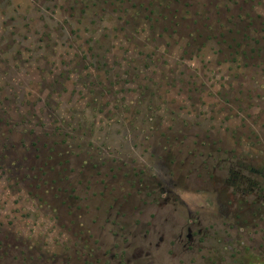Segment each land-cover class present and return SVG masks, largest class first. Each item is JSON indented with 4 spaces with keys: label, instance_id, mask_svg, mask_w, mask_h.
I'll return each instance as SVG.
<instances>
[{
    "label": "rangeland",
    "instance_id": "rangeland-1",
    "mask_svg": "<svg viewBox=\"0 0 264 264\" xmlns=\"http://www.w3.org/2000/svg\"><path fill=\"white\" fill-rule=\"evenodd\" d=\"M262 165L264 0H0V264H264Z\"/></svg>",
    "mask_w": 264,
    "mask_h": 264
},
{
    "label": "trees",
    "instance_id": "trees-1",
    "mask_svg": "<svg viewBox=\"0 0 264 264\" xmlns=\"http://www.w3.org/2000/svg\"><path fill=\"white\" fill-rule=\"evenodd\" d=\"M250 171H252V170H250ZM260 175H261V177H262V185H260L259 184V186H260V188L262 189V200L264 199V165H262V173L260 172L259 173ZM236 178H240V176H237ZM239 181H241L240 179H239ZM248 185V190L251 192V193H254L255 192V190L257 189V186H258V184L257 185H252V184H247ZM262 207H264V204L262 205ZM264 211V209H262V212Z\"/></svg>",
    "mask_w": 264,
    "mask_h": 264
},
{
    "label": "flooded vegetation",
    "instance_id": "flooded-vegetation-1",
    "mask_svg": "<svg viewBox=\"0 0 264 264\" xmlns=\"http://www.w3.org/2000/svg\"><path fill=\"white\" fill-rule=\"evenodd\" d=\"M235 190V188H233V191ZM254 194H255V197L256 198H260V199H262V189L260 188V186L258 185L257 186V189L255 190V192H254ZM186 230H187V238H189L190 237V227L188 226L187 228H186ZM197 232H199V230H197ZM109 258L111 259V260H113L114 259V264H118V263H120V260L119 259H115L114 258V255L113 254H111L110 256H109Z\"/></svg>",
    "mask_w": 264,
    "mask_h": 264
}]
</instances>
